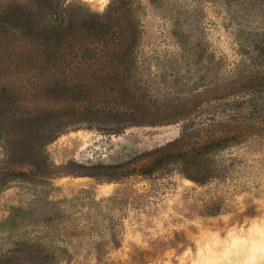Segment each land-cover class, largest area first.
I'll return each instance as SVG.
<instances>
[{
	"label": "rangeland",
	"instance_id": "obj_1",
	"mask_svg": "<svg viewBox=\"0 0 264 264\" xmlns=\"http://www.w3.org/2000/svg\"><path fill=\"white\" fill-rule=\"evenodd\" d=\"M0 10V264H264V8ZM211 136L233 137L190 154Z\"/></svg>",
	"mask_w": 264,
	"mask_h": 264
},
{
	"label": "trees",
	"instance_id": "obj_2",
	"mask_svg": "<svg viewBox=\"0 0 264 264\" xmlns=\"http://www.w3.org/2000/svg\"><path fill=\"white\" fill-rule=\"evenodd\" d=\"M233 1H237V0H233ZM241 1H242V7L244 9H247V6H256V5L257 6L259 5L260 7L264 8V0H241ZM115 10L117 12H120V7H118ZM7 15H8V12L6 10H0V19L6 17ZM113 15H114L113 13H109L104 16H100L98 18V21H92L96 24V26L95 24H92L86 28H81L80 25L77 24L71 27L70 32L73 36L75 34H78L77 35L78 38L84 37L87 40L101 39L107 36V34H109L110 32L109 23L111 22L110 20L112 19ZM122 24L124 25H121L120 27H118L116 32L119 35L128 37L127 35L131 34V32L133 31V27L127 28V26H125L126 23H122ZM97 25L99 27H97ZM60 49H64V46L55 45V50H60ZM184 136H186V134ZM232 137L233 136H229V137L211 136L209 138V141H207L205 144H200L198 148L192 149L190 154H193L194 156H199V155L204 156L205 154L209 153L212 149L216 148L217 146H221L224 142L228 141ZM182 146H184V139L182 142ZM208 175L209 174H207L206 170H204V174H202V177L206 178Z\"/></svg>",
	"mask_w": 264,
	"mask_h": 264
}]
</instances>
